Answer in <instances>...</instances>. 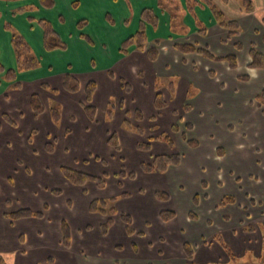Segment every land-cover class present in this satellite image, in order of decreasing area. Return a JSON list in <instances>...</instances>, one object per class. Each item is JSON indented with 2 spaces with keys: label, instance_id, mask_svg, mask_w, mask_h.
Instances as JSON below:
<instances>
[{
  "label": "rangeland",
  "instance_id": "374dc122",
  "mask_svg": "<svg viewBox=\"0 0 264 264\" xmlns=\"http://www.w3.org/2000/svg\"><path fill=\"white\" fill-rule=\"evenodd\" d=\"M212 1L215 2L214 0ZM20 9H24V7H19L15 12L17 11V14L27 12V10L19 12ZM189 45L197 46L195 44ZM200 48L204 49L205 47ZM156 49L158 50L157 47ZM1 76L0 78L5 82ZM170 79L175 80L176 78L171 77ZM126 80L137 88L138 84L134 77H127ZM168 80L169 78L167 77H160V83L158 84L160 87L155 92L159 93L162 91L163 88L161 87ZM59 82L60 78H48L45 82H38L33 84V86H28L29 91L22 93L23 95H27L26 100L21 99V95L18 92L11 91L8 94L9 101L6 99V102L1 101L0 104V124L2 125L0 130V256L5 261H8L7 263L66 264L65 261L70 259L65 256V253L71 247H66L63 244V221L71 227L72 241L70 246L73 245V234L78 233L80 235L78 237H81L85 229L88 231L93 229L92 231L94 233L97 232L95 234L99 237H94L92 244H98L99 247L97 246L98 249H94L93 247L89 250L94 252L101 250L104 252L103 246L100 245L99 241L100 239L103 240L102 236L97 230L98 225L93 220L95 217L93 215L100 213L93 214L89 211L90 200H108L112 197L118 199L121 195L120 192L125 191L131 192L132 198L120 199L117 204L118 209L130 213V215L131 211L135 212L133 214L139 216L143 214L147 215V217L141 218V220L144 219L145 221L142 220L140 223L141 220H135L133 225L137 230H140L145 225L144 223L148 222L152 231L156 234L161 233L158 235L156 243L159 246L160 255L165 250L166 254L171 257V260L167 264H264V248L260 252L259 236L252 232L254 229L251 228L253 226L256 230L260 229L261 235L264 236V135L260 132L264 130V126L258 129L257 124L254 123L256 128L252 131L243 130L240 128L241 126L234 124L235 126L230 125L232 126L230 131L225 132L223 125L219 124L215 128L216 132L213 130L206 132L212 133L211 136L215 141L212 138H205L204 132L200 130V134H196L191 139L199 140L202 143V147L206 149V153L203 154L204 151H200V155L197 156V162L195 163V158L191 159L196 156L195 151L184 146L179 137L181 133L187 132V127L183 125L187 120L195 127L204 128L201 126L204 119L200 115L187 114L183 118L182 114L184 111L181 108L184 105V96L178 95L176 98L175 95L172 96V99H169L170 109H168V112L152 116L154 108L147 105L150 99L144 102L142 99L140 101H131L130 99L134 97L135 91L127 96L123 91L119 93L115 90L108 103V109H105L106 112L103 109L100 115H98L94 95L91 102L87 100L85 91L87 83L81 87L79 92L71 94L64 91ZM80 82L82 81L80 80ZM45 83L49 84L51 88H42L41 85ZM243 85L246 84L243 83ZM34 93L40 94L46 107V113L39 117L34 116L31 106H29L30 97ZM190 93H192L190 96L192 97L198 92L194 88ZM168 96L167 98H169ZM123 97L126 103L121 101ZM28 102L29 104L26 105ZM92 105L97 108V114L93 120H90L83 107ZM98 106H101L99 102ZM139 107L142 108L145 119L143 117V119L137 118L135 110ZM52 108L58 109L61 113V119L58 124L52 121L50 110ZM128 109H130V113L126 112L124 117L123 110L126 111ZM173 109L178 110L179 117L172 114ZM5 114L9 116L10 121L14 124L3 120ZM104 118L108 119V121H104ZM96 120H99V126H102L96 129L99 133L93 136L90 143H84L82 139L83 134L80 130L84 126L87 127L86 123L95 122ZM112 120L114 121L112 122ZM123 120L125 122L129 121L133 126H141L145 129V132L138 136L135 133L127 131L128 127L125 123H122ZM173 124H176L180 128V131H182L180 134L173 132ZM104 130H108V134H110L106 135ZM193 133L195 132L193 131ZM116 134L119 136V149L108 145L109 139ZM162 134L175 140L178 153L185 158L184 170L179 174L180 180L184 183V188L176 185L175 188H169V190L165 191L170 200L162 202L163 204L152 197L155 189H151L153 186L146 184L144 177L141 176L135 180H123L121 178L122 185L120 187L117 184L120 178H111L119 170H124L127 173H137L141 162L149 163L156 155L172 153L169 150L167 152L165 145L161 142H153L152 149L149 151L137 150L136 144L139 141L149 142L150 136ZM190 134L192 133L190 132ZM107 138H109L108 142ZM48 142L55 145L54 151L49 152L46 150ZM214 142L223 145V149L229 154H227L228 157H225V159L227 158L230 162L217 159L215 149L221 145H216L217 147L214 148ZM210 147L211 150L209 151ZM191 160L194 162L192 163ZM190 163H192L191 168L194 171H188V174L186 167ZM197 163L204 165L197 169ZM193 165L195 166L193 167ZM212 165L215 170L212 169ZM223 166L228 167L231 173H225L223 169L220 172L217 170L219 167L223 168ZM62 167L73 168L80 172L82 171V173L86 171L94 176L106 177L108 180L107 189H97L98 186L94 187L93 183H88L84 187L78 188L63 176ZM172 169L175 170L176 167ZM236 173L241 174V181L238 179L239 174ZM216 177L217 180H215ZM203 180H206L208 184L206 193L208 198H202V200L205 199L206 203L201 204L200 208L193 204V197L194 194H197L198 197H203V193L205 192H203L201 186V181ZM238 180L240 183H236ZM237 184H242L243 189L241 190ZM140 189L143 197L139 196ZM178 192L183 196L179 198L180 200L176 197ZM225 195L236 197L234 206L228 204L216 207L215 205ZM248 196L254 200L249 201ZM137 197L143 199L140 200ZM151 198H154L158 202L161 209L170 208L175 211L178 210L175 222L169 223L174 219L164 222L165 224L159 222L154 216L156 211L154 207L157 205L154 206V203L150 202ZM139 202L142 203L139 205ZM27 208L33 209L36 212L41 211L44 216L37 219L27 218L12 221L5 215ZM142 208H146L147 211L144 212L141 210ZM189 210L194 211L200 221L212 218L214 223L212 226H207L206 228L201 223H191L189 227H186L184 225V215L186 212L189 213ZM119 216H116L114 220L119 222ZM223 216H228L229 218L223 219ZM87 218L92 220L88 222ZM78 220L81 221V225H78V223L74 224ZM240 220H242L241 224H247L245 228L251 234L249 236V244L252 248L247 247L245 252L242 247L247 244V240L244 244L235 243L239 235H234L232 229H235L240 224ZM138 223L141 226H137ZM227 225L231 227L229 228ZM174 226H179L185 231H190V234L195 233V230H197V233L201 234L200 238L203 236L204 240L191 235L190 241L192 245H194L193 243H197V246L201 245V247L204 245L201 241L210 242V239H207L210 238L208 237L210 233L209 236H214L213 241L217 242L223 252H225V257L223 256V259L218 258L213 262H206L201 260L200 253L196 252L199 256H194L193 260L189 262L182 252L185 244L184 233H173L171 228ZM119 228L120 226H115L114 230L110 232L108 239L112 238V242L115 239L122 245L127 246L125 243L128 238L122 236ZM223 238L230 244L227 245L235 255V262H232L231 254L222 246L221 242L224 243L225 241H223ZM193 247L195 248V246ZM197 249H200V247ZM71 251L73 253L74 250L71 249ZM81 255H84L83 258L86 257V254L83 252L82 254L79 253V256ZM158 259L162 260L161 258ZM153 263L156 264V262Z\"/></svg>",
  "mask_w": 264,
  "mask_h": 264
},
{
  "label": "crops",
  "instance_id": "0c3cea01",
  "mask_svg": "<svg viewBox=\"0 0 264 264\" xmlns=\"http://www.w3.org/2000/svg\"><path fill=\"white\" fill-rule=\"evenodd\" d=\"M193 1L194 3L189 5L186 0H55L54 8L47 9L40 5L39 0H0L1 64L6 70L17 69L16 55L14 54L11 43L12 34L6 29V23L9 22L10 25L12 24L13 29L19 34L21 33L26 42L30 44L32 52L39 59L41 65L40 68L33 71L18 73L17 81L21 84L19 89L14 88L15 85L13 82L6 83L0 78V104L1 101L6 102V99L9 101L8 94L11 91L18 92L19 95H21L20 98L26 100L27 95H23L22 93L29 91L28 86H33V84L38 82H45L48 78H60L59 83L62 87V79L67 73H72L80 79L82 81L81 86L91 80L96 82L98 88L94 93V102L98 108V115H100L101 110L108 109V103L115 90L119 93L123 91L127 96L135 91V95L133 94L134 97L130 99L131 101H140V99H142L144 102L150 99L149 104L147 105L154 108L152 116L167 113L168 109H170L169 99H172V96L175 95V98L178 95L181 97L184 96V105L181 108V110L183 109L184 111L182 114L183 118L184 116L186 117L187 114L200 115L203 116L204 119V121H202L203 124L201 125L204 128L198 126L195 127L187 120L183 125H185V127L186 125H191L192 129H188L187 127V132H174L177 134L181 133L179 139H181L183 145L187 146L190 150L195 151L196 156L191 158H195V163L197 162V156L200 155L199 152L203 150V154H205L206 149L202 147V143L197 139V147H190L186 140L182 138L183 134H186L187 138L191 139L196 136V134H200L201 130L204 132L205 138L214 139L211 136L212 133L206 132L211 130L216 132L215 128L219 124L223 125L225 132L230 131L232 126L235 125L241 126L240 128L243 130L253 131L256 128L255 124H257L258 129L262 128L264 126V107H259L254 99L264 90V70L250 69L248 65L251 62L249 52L252 47L256 48L261 54H264V0H252L254 9L252 12H246L243 10L241 0H214L219 8L224 11L229 20L240 23L238 34L231 37L229 31L223 29L216 22L211 11H209V8L204 2H201V0ZM19 7L26 8L27 12L17 14V11L15 12V10L19 9ZM145 9H151L158 21L156 29L151 25H146V36L148 37L145 48L146 50L142 51L136 46H132L127 48V51L123 52L121 50L123 42L133 37L138 31L141 23V13ZM42 19L51 23L53 30H56L61 41L66 44L67 48L65 51L59 49H55V51H47L45 49L43 42L44 30H42L38 24V21ZM82 20L86 21V26L83 30H80L78 29L77 24ZM203 28H205L206 31L201 34ZM83 35L86 39L82 37ZM156 43H158V46H156ZM181 43L195 44L199 47H205L214 57H226L227 55L232 54L237 57V67L233 69L227 62L213 61L207 57H202L198 53H180L177 50L176 45ZM238 44L241 45L239 50L237 49ZM153 47H157L159 50L156 60H151L148 55V49ZM127 77H134L138 84L137 88L127 82ZM160 77H167L169 80L163 87H161L163 88V90L161 89L163 92L160 91L158 93L155 91L160 87L158 85L160 83ZM171 77H174L177 80L170 79ZM243 77H245L246 80L243 79ZM243 83L246 85H243ZM194 88L198 93L195 96L193 95L190 97L192 95L190 91ZM160 94L164 96L166 105H168L167 108L161 109V111L156 109L155 106L156 97ZM167 95H169V98H167ZM121 101L126 103L124 97ZM98 102L101 104L100 107L98 106ZM28 104L29 102L26 105ZM29 106L31 105L29 104ZM187 107L188 109L185 110ZM129 110L130 109L126 111L123 110L124 117L126 112L130 113ZM138 110L142 112V108L139 107L135 110V113ZM172 112L174 116L179 117L177 113L178 110L173 109ZM120 114H122V112H120ZM105 120L108 121V119L104 118V121ZM114 120H112V122ZM122 123H125V120H123ZM86 124L87 127L84 126L80 132L83 134L82 139L84 143H90L93 136L99 133L96 129L102 126H99V120ZM104 131L106 135L110 134H108V130ZM127 131L135 133L134 131ZM193 131L195 133H193ZM190 132L192 134H190ZM260 132L264 135V130ZM125 135L127 134L125 133ZM108 139L109 138H107V142ZM153 142H151V149ZM161 143L165 145L166 151L169 150V152H172L163 154H173L174 152H178L175 143L174 147H171L164 141ZM138 144L139 143L136 144V148ZM108 145H110L109 142ZM216 145L222 146L216 148L217 150L215 149L217 159H223L230 162L227 158L225 159L229 154L223 149V145L214 142L213 147H217ZM219 148L224 150L222 155L218 154ZM210 150L211 147L209 148V151ZM184 159V156H182L181 164L175 166V170L172 169L175 167H171L163 174L157 172L145 173L142 171L140 165V168L137 170L138 172H135L136 178H134V180L141 176L144 177L146 184L153 186L152 188L150 187L151 189H155L152 193V197L162 203L155 196L156 192L167 191L169 188H175L176 185L184 188V183L179 177V174L184 170ZM191 161L192 163L194 162L193 160ZM192 163L186 167L187 173L188 171H194V169L191 168ZM197 164V169L204 165ZM195 165H193V167ZM206 168L209 170L207 166ZM212 169L215 170L214 167ZM221 169H223L225 173L230 170L225 166H223V168L219 167L217 170L220 172ZM121 171L119 170L111 176V178H120L117 183L119 184V187L122 185L121 178L123 180L132 179L119 176L118 174ZM238 179L241 181V174L238 175ZM215 180H217V177ZM239 180L236 181V183H240ZM201 182L202 190L203 192L205 191L203 197H198L197 194H194L193 197L194 199L196 197L199 198V201L196 204H194L193 199V204L200 208L201 204H205V199L208 198V195L206 194L208 190L207 181L203 180ZM107 183L108 180L106 178L105 189H107ZM92 185L94 187L96 186V184ZM238 187L241 190L243 189L242 184L238 185ZM97 189L100 188L97 187ZM141 189L139 190V196L143 197ZM120 194V198H118L115 207L120 213H126L125 211L119 210L117 204L120 199L132 198V194L131 192L129 193L125 191H121ZM227 196L228 195L222 197L219 203L215 206L221 207L220 204L222 200ZM176 197L180 200L179 198H182L183 196L178 192ZM154 198H151L150 202L154 203V206L157 205L154 207V209H156L154 216L159 222L164 223L160 219V213L166 209L173 210L176 213L175 219L177 218L178 210L175 211L170 208L161 209V206ZM202 198L205 199L202 200ZM248 198L249 201L254 200L249 196ZM139 199L142 200L143 198ZM92 201L90 200V203ZM141 203L142 202H139V205ZM146 203L148 204V202ZM234 204L229 205L234 206ZM141 210L144 212L147 211L146 208H142ZM188 212L189 213L186 212L184 215V225L186 227H189L191 223H201L204 224L206 228L207 226H212L214 223L212 218L206 221H200L198 215L194 211L189 210ZM133 213L135 212L131 211V215L130 213H127L132 217L133 223L135 220L140 221L142 217H147L146 214L139 216ZM191 213L195 215V219L191 218ZM93 216H95L93 220L98 225L97 230L103 239L101 240L99 238V241L100 245L103 246L104 252L101 250L99 252L89 250L93 247L94 249H98V244H92V240L94 237L97 238L98 235H96L97 232H95V234L94 231H92L93 229L89 231L85 229L84 234L82 233L81 237H78L80 236L78 233L73 234V245L70 246L71 248L68 249L69 251L65 253V256L70 259L65 261L66 264H154L153 262H156V264H167L171 260V257L166 254L167 252H165V250L160 255V249L156 242L158 241V235L161 233L156 234L152 231L148 222L144 223L145 225L142 226L140 230H137L134 227L135 234L131 236L126 232V225L121 221L119 216L118 221L120 223L114 220V226L108 231V235L105 236L102 234L101 227L105 224L104 222L107 220V217L102 216L101 214ZM222 218L228 219L229 217L223 216ZM175 219L169 223L175 222ZM90 220L92 219L87 218L88 222H90ZM142 220L145 221L144 219ZM239 222L240 224H238L235 229H232L234 235H239L235 243L244 244L247 240V244L242 247L245 252L247 247L252 248L249 244V236L251 234H249L245 228L247 224H241L242 220ZM76 223H78V225L82 224L79 220L74 222V224ZM115 226H120V233H122L123 237L128 238L125 243L127 246L122 245L115 239L114 242L111 241L112 238L108 239L110 232L114 230L113 228ZM137 226L141 225L138 223ZM227 226L229 228L231 227L230 225ZM251 228L254 229L252 232L259 236V250L261 252L262 248H264V236L261 235L260 229L256 230L253 226ZM171 231L173 233H184L185 243H191V235L197 238H200L201 235L197 233V230H195V233L190 234V231H185L179 226H174L171 228ZM209 235L210 233L208 234V237L210 238L207 239H210V242L201 241V243L204 244L202 247L201 245L197 246V243H193V246H195V257L199 256L198 253H200V259L206 262H213L218 258L223 259V256L225 257V252H223L221 246L217 242L213 241L214 236ZM201 238L204 240L203 236H201ZM224 240L225 239L223 238V241ZM226 242L229 244L228 241ZM196 246L197 248L200 247V249H197ZM71 249L74 250L73 253ZM100 249L102 248L100 247ZM82 252L86 254L85 258H83L84 255L79 256V253L82 254ZM148 252H150V254H148ZM158 258H161L162 260Z\"/></svg>",
  "mask_w": 264,
  "mask_h": 264
},
{
  "label": "trees",
  "instance_id": "16d2710c",
  "mask_svg": "<svg viewBox=\"0 0 264 264\" xmlns=\"http://www.w3.org/2000/svg\"><path fill=\"white\" fill-rule=\"evenodd\" d=\"M189 5L193 4V0H186ZM40 5L42 7H45L47 9H53L55 6V0H39ZM201 2H204V4L209 8V11H211L214 19L216 22L225 30L229 31L230 37L235 36L238 34L240 30V23L229 20L225 13L221 11V9L217 6L215 2L212 0H201ZM243 10L246 12H252L253 9V2L252 0H241ZM27 9H20L19 12H24ZM141 16V23L138 31L135 33L133 37L130 39L126 40L122 44L121 50L123 52L127 51V48L136 46L138 49L145 51L146 49V43L148 37L146 36L147 33V26L146 25H151L155 29L157 28V18L155 14H153V11L151 9H145L142 13ZM39 26L41 27L42 30H44V46L47 51H55V49H59L62 51H65L67 46L66 44L61 41L59 35L57 34L56 30H53L52 25L50 22L47 20H39L38 21ZM86 26V21H80L77 24L78 29L83 30L84 27ZM7 31L11 32V43L13 46L14 54L16 55V61H17V69H10L6 70L5 67L1 64L0 62V74L2 75L1 77L6 83L13 82L14 83V88L19 89L21 87V84L17 81L18 73L25 72V71H33L35 69L40 68V61L39 59L34 55L32 52V49L28 42H26L25 38L22 36V34L18 33L13 29V27L8 23L6 25ZM206 29L203 28L201 30V34L205 33ZM84 39V35L82 36ZM156 46H158V43H156ZM178 51L183 54H192V53H198L202 57H207L213 61H224L230 64V67L235 69L237 67V57L230 54L227 55L226 57H214L208 49L200 48L194 45H189V44H181V45H176ZM241 48V45H237V49L239 50ZM148 55L151 60H156L158 56V50L156 47L148 49ZM249 55L251 56V62L248 65V67L251 69H259V70H264V54L260 53L257 51L256 48L252 47L250 49ZM243 79L246 80L245 77ZM42 88L44 89H50L51 87L49 84L45 83L41 85ZM85 91H86V97L88 102H91L93 99V95L97 89V85L95 81H90L85 85ZM62 87L64 91L67 93L75 94L79 92L81 89V82L80 79H78L75 75L72 73H67L62 79ZM30 105L31 109L34 113V116L39 117L42 114L46 113V107L43 102V99H41L39 93H34L30 97ZM255 102H257L259 107H264V90L260 94L256 96L254 99ZM155 106L156 109L160 110L167 108L168 105H166V101L164 100V97L162 94L158 95L155 100ZM88 115V118L90 120H93L96 117L97 114V108H95L93 105L92 106H84L83 107ZM185 108V110H187ZM51 110V115H52V121L55 123H59L61 119V113L58 109L52 108ZM111 114V112H110ZM129 114V113H128ZM137 118L143 119V114L140 110L137 111L136 113ZM3 120L6 121L7 123H13L10 121V118L8 115L3 116ZM1 122V121H0ZM14 124V123H13ZM125 125L128 127V130L134 131L136 134L141 135L145 132V129H143L141 126H133L129 121L125 122ZM1 124H0V130H1ZM188 129H192L191 125H186ZM173 132H178L180 131V128L177 127L176 124L172 126ZM182 138L186 140L188 145L192 148H196L198 145L197 140L193 139H188L186 134L182 135ZM149 142H139L137 145V149L141 151H149L151 149V142L153 141H165L167 142L171 147H174V139H171L167 135H159L155 137H150ZM110 145H112L115 149H119L120 147V142L118 141V136L113 135L109 139ZM46 150L49 152H52L55 150V145L48 142ZM224 153V150L222 148H219L218 154L222 155ZM182 160V155L179 154L178 152H174L173 154H163V155H157L153 158V160L150 163L142 162L141 163V169L145 173H152V172H157L160 174H163L166 172L169 168L175 167L181 164ZM62 174L65 178L68 179V181L73 184L74 186L77 187H84V185H87L88 183H93L96 184L99 188L105 189L106 185V178L102 176H93L90 174H87L85 172H80L78 170H75L73 168L69 167H62ZM119 176L127 177V178H136L135 172H125L121 171ZM155 196L158 198L159 201L165 202L170 200V197L168 194L164 192H156ZM116 198H110L108 200H103V199H96L90 203L89 206V211L93 214L100 213L101 215H104L107 217V221L105 224L102 225L101 231L102 234L108 235V231L112 226H114V218L118 215H120L121 221L126 225V232L129 235L135 234L134 226H133V221L132 217L127 214V213H120L116 207L115 204L117 203ZM199 198L196 197L194 199V204L198 203ZM235 203V198L234 197H225L220 206H225L227 204H234ZM6 217L11 219L12 221L16 220H21V219H27V218H42L44 214H42L41 211L36 212L33 209L27 208V209H21L19 211H16V213H11V214H5ZM191 218L195 219V215L193 213L190 214ZM176 213L173 210H168L166 209L165 211H162L160 213V219L163 222H169L172 219H175ZM62 228H63V244L66 247H70L71 241H72V236H71V227L69 224H67L65 221L62 222ZM220 241V238H219ZM222 246L226 249V251L231 254L232 256V262H235L234 260L235 255L233 252L230 250V247L227 245V243L224 241L221 242ZM183 253L185 254L186 258L190 261L193 260L195 253H194V247L191 243H185L183 246ZM262 260V259H261ZM263 261V260H262ZM0 264H8L7 261L3 259L2 256H0ZM192 264V263H191Z\"/></svg>",
  "mask_w": 264,
  "mask_h": 264
}]
</instances>
